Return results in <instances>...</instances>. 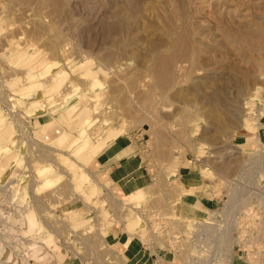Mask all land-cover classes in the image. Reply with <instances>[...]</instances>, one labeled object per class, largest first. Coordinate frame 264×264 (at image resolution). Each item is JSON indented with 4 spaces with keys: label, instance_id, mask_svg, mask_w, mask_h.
<instances>
[{
    "label": "rangeland",
    "instance_id": "374dc122",
    "mask_svg": "<svg viewBox=\"0 0 264 264\" xmlns=\"http://www.w3.org/2000/svg\"><path fill=\"white\" fill-rule=\"evenodd\" d=\"M120 136L145 168L149 198L131 208L104 184L101 204L85 198ZM184 165L220 200L199 217L218 224V261L264 264V0H0V257L126 264L107 237L139 214L136 238L170 250L181 230L187 263L205 223L180 214Z\"/></svg>",
    "mask_w": 264,
    "mask_h": 264
},
{
    "label": "crops",
    "instance_id": "0c3cea01",
    "mask_svg": "<svg viewBox=\"0 0 264 264\" xmlns=\"http://www.w3.org/2000/svg\"><path fill=\"white\" fill-rule=\"evenodd\" d=\"M69 113L72 114L71 107ZM93 162L100 179L99 183L111 188L118 196H127L146 184L143 158L137 144L131 142L126 136H120L106 145L94 157ZM190 170V166L184 165L179 171V178L186 189L192 190V194L182 196V203L179 206L181 205L182 209L190 208L192 211L185 213L180 209V214L185 217L199 218L203 217L208 210L217 208L220 200L209 196L201 178H194ZM107 243L115 248L126 264H184V261L172 251L164 250L154 243L143 242L138 238L128 242V236L123 232L111 231L107 237ZM233 258L235 264H246V260L237 249L234 251Z\"/></svg>",
    "mask_w": 264,
    "mask_h": 264
},
{
    "label": "bare ground",
    "instance_id": "6f19581e",
    "mask_svg": "<svg viewBox=\"0 0 264 264\" xmlns=\"http://www.w3.org/2000/svg\"><path fill=\"white\" fill-rule=\"evenodd\" d=\"M43 62V61H42ZM39 64V63H38ZM40 64H41V62H40ZM39 64V65H40ZM37 66V65H36ZM89 72V71H88ZM61 73L62 72H60V75H61ZM55 74V73H54ZM54 74H53V76H54ZM58 74V73H57ZM56 74V75H57ZM53 76H52V78H53ZM51 78V79H52ZM55 78V77H54ZM60 78V77H59ZM58 78V79H59ZM51 79H49V80H51ZM57 79V80H58ZM54 81H56V78H55V80ZM96 81H97V79H93L92 80V82H94V84H93V86L96 84ZM57 82V81H56ZM97 83H98V81H97ZM70 84H71V82H70ZM72 84H73V81H72ZM44 85V84H43ZM67 85H68V83H67ZM51 86V85H50ZM49 87V86H48ZM78 87V86H77ZM79 89H81V87H79ZM75 91V94H76V92L78 91H76V90H74ZM82 91V90H81ZM78 92H80V90L78 91ZM96 92V91H95ZM61 93V95H62V91L60 92ZM59 93V94H60ZM58 94V92H57V94L56 95H59ZM66 94V93H65ZM73 94V93H72ZM79 94V93H78ZM96 94H98V93H96ZM65 96V95H64ZM90 96V95H89ZM96 96V95H95ZM50 97H53V96H51L50 95ZM50 97H47V99L46 100H50L51 98ZM56 97V96H55ZM59 97H60V95H59ZM72 97H73V95H72ZM93 97V96H92ZM91 97V98H92ZM57 98V97H56ZM55 98V99H56ZM63 98V97H62ZM67 98V97H66ZM75 98L76 99H79V96L76 94V96H75ZM90 99V98H89ZM52 100H53V98H52ZM41 101V100H40ZM44 101L45 100H43V102L42 103H44ZM54 101V100H53ZM53 101H48V102H53ZM45 104V103H44ZM76 104V103H75ZM40 105V104H39ZM46 105V104H45ZM89 105V104H88ZM98 105V104H97ZM91 106H94L95 107V104L93 105H91ZM46 107V106H45ZM47 108V107H46ZM88 107H86V109H87ZM45 109V108H44ZM53 109V108H52ZM77 109V107H75V106H72L71 107V112H72V115H75V110ZM91 110H94V112H96L95 111V109L93 108H91ZM77 112L79 111L78 109L76 110ZM86 111V110H85ZM84 113V112H83ZM93 113V112H92ZM81 114V113H80ZM87 114V113H86ZM90 116V115H89ZM91 119L89 120V124H87V123H82L83 124V127H85V126H88V125H92L93 124V122H94V120H95V118H96V115H92L91 114ZM97 116H98V114H97ZM84 118V117H83ZM90 118V117H89ZM87 119V118H86ZM82 121V120H81ZM103 121V120H102ZM85 122V121H84ZM17 123V122H16ZM82 124H81V126L80 127H82ZM86 124V125H85ZM106 123H104V125H105ZM96 125H98V124H96ZM109 125V123L107 124V125H105V126H108ZM91 128L92 127H90V128H88L87 127V129H85L86 131H88V133H89V135H90V137L92 136V135H94V134H92V133H90V131H93V130H91ZM96 128H98V127H96ZM83 130V129H82ZM94 131H96V129H94ZM94 131H93V133H94ZM97 132V131H96ZM92 134V135H91ZM109 135H110V133H109ZM103 137V136H102ZM101 137V138H102ZM106 137V136H105ZM99 150V149H98ZM61 155H64V154H60V158H59V156H58V161H59V159H60V161H62V162H60L62 165H64L66 162H68V160H70L69 158H66V157H64V156H62L61 157ZM65 156H66V154H65ZM95 156V155H94ZM68 157V156H67ZM68 159V160H67ZM65 162V163H64ZM70 162L71 161H69V164H70ZM59 163V162H58ZM68 163H66L65 165H67ZM68 164V165H69ZM80 166H81V164H79ZM79 166V167H80ZM81 167H83V166H81ZM80 167V168H81ZM79 168V169H80ZM84 168V167H83ZM82 169V168H81ZM85 170V169H84ZM83 169H82V171H84ZM80 171V170H79ZM173 176H175V175H173ZM172 176V177H173ZM85 179V178H84ZM83 179V180H84ZM100 180V179H99ZM98 179H96V178H94L92 175L90 176V178L89 179H85L84 180V182L86 183V188H89L90 189V192L87 194V193H85L86 194V200H88V201H93V202H95V204H101L102 203V199L100 200V197L98 198V195L100 194V192H104V191H106L105 190V188L102 186V184H100V183H98V182H100ZM71 181V180H70ZM187 190V192H188V194H192V190H190V189H186ZM108 195H110L109 193H107ZM103 195H105V194H103ZM101 198H104V196L103 197H101ZM143 198H149V195H148V191L146 190V188L145 187H141V188H137L136 190H134L133 192H131L130 194H128L126 197H125V199H123V200H121L120 201V205H122V207H126V208H131L133 205H136L137 203H139ZM196 208V207H195ZM198 211V210H197ZM77 215H79L78 213H76ZM73 216V217H78V216ZM81 215V214H80ZM79 215V216H80ZM128 218V220H127V224H126V231H128V242H130V240L132 239L133 240V238H136V235L133 233L134 232V229H135V227L138 225L139 227H144V225H145V221H144V219L139 215V214H136V215H134L132 218H129V217H127ZM126 218V219H127ZM188 218H198V217H188ZM73 219H75V218H73ZM72 219V220H73ZM84 220H86V219H84ZM83 220V221H84ZM198 221H200V222H197V223H205V222H207L208 220H207V217L206 218H198ZM81 222V221H80ZM209 223H210V221H209ZM31 224H34V221L31 219ZM76 224H78V223H76ZM199 225H201V224H199ZM130 232V233H129ZM125 243H126V241H125ZM126 246V245H125ZM33 250V249H32ZM40 250V249H39ZM11 252V251H10ZM47 251H46V249L45 248H43L42 250H40L39 252L37 251V252H35L34 254L38 257V259H40L41 258V256H42V254L43 253H46ZM7 259L9 260H11V259H13V256L12 255H9V258L7 257ZM9 260V261H10ZM12 262H14V261H16V259L15 260H11ZM16 263H17V261H16ZM10 264H11V262H10Z\"/></svg>",
    "mask_w": 264,
    "mask_h": 264
},
{
    "label": "built area",
    "instance_id": "2783aa9c",
    "mask_svg": "<svg viewBox=\"0 0 264 264\" xmlns=\"http://www.w3.org/2000/svg\"><path fill=\"white\" fill-rule=\"evenodd\" d=\"M195 225L196 224H193L194 228L191 232L192 237L191 241H189L190 247H188L190 249V258L189 261L184 264H222L218 261V253L216 250L217 248H219V244L211 245L208 238V232L213 228H217L218 224H215L214 222L209 223L207 221L205 222V224ZM222 230V228L219 229V231ZM173 234L175 235V239L172 240L177 243V245H172V243L168 241V245L171 247V249H176V247L180 248L182 245H185V243L183 244V241L185 240L183 238L181 230L173 232ZM171 249L170 251H172ZM194 251H196V254L194 253ZM7 261V256L0 257V262L2 264H10V261Z\"/></svg>",
    "mask_w": 264,
    "mask_h": 264
}]
</instances>
